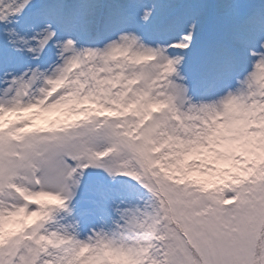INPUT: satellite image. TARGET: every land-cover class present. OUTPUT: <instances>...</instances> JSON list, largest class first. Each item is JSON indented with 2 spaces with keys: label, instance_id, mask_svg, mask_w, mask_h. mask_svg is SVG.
<instances>
[{
  "label": "snow or ice",
  "instance_id": "1",
  "mask_svg": "<svg viewBox=\"0 0 264 264\" xmlns=\"http://www.w3.org/2000/svg\"><path fill=\"white\" fill-rule=\"evenodd\" d=\"M0 264H264V0H0Z\"/></svg>",
  "mask_w": 264,
  "mask_h": 264
}]
</instances>
